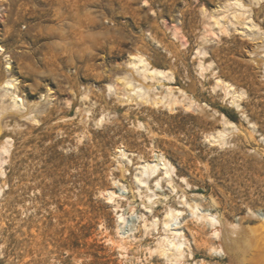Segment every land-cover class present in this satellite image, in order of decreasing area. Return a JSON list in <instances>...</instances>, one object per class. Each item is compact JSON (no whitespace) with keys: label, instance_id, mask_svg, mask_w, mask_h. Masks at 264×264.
<instances>
[{"label":"rangeland","instance_id":"obj_1","mask_svg":"<svg viewBox=\"0 0 264 264\" xmlns=\"http://www.w3.org/2000/svg\"><path fill=\"white\" fill-rule=\"evenodd\" d=\"M217 1L0 0V69L11 56L26 99L51 102L36 119H3L0 144L9 139V154L0 171V264H167L149 252L161 226L146 229L140 216L162 218L169 205L186 212L180 226L189 247L179 264H232L212 248L227 252L232 223L254 228L264 213V53L255 49L254 57L252 41L235 30L206 44L213 51L206 63L244 93L239 108L212 89V69L201 77L200 11ZM255 10L263 36L264 4ZM134 53L170 69V85L198 106L120 102L108 85L121 88L117 75ZM223 120L234 127L214 142ZM120 146L131 162L116 156ZM155 151L175 171L171 184L150 181L157 194L150 212L134 174ZM115 179L124 183L114 187L124 191L116 201L135 227L126 239L104 194ZM183 195L222 224L195 220L178 204Z\"/></svg>","mask_w":264,"mask_h":264},{"label":"bare ground","instance_id":"obj_2","mask_svg":"<svg viewBox=\"0 0 264 264\" xmlns=\"http://www.w3.org/2000/svg\"><path fill=\"white\" fill-rule=\"evenodd\" d=\"M263 4V0H218L211 10L202 7L200 11L199 42L196 51L199 74L204 77L205 72L212 69V76L215 78L212 89L221 88L225 96L231 98L230 103L237 108L240 107L239 99L244 93L237 91L231 82L224 79L219 70L212 67L211 61L206 63L207 55L209 58L213 56V51L208 50L206 44L208 42L212 44V41H215L216 38L221 40L223 35L235 30L240 31L248 40L252 41L251 53L254 57L261 52L264 53V35H261V29L255 21V14L258 12L255 8L261 7ZM3 6L5 4L0 2V7ZM178 31L176 29L173 31V37L176 39H179ZM255 49L260 50V53L258 54ZM4 52L5 49L0 44V56ZM209 52L211 53L210 55ZM11 59V56H5L6 70L2 71L0 69V134H2L3 123H5L3 119L7 115L17 114L22 119L33 120L38 115L45 113L51 103L49 99L46 105H42L41 101L31 103L26 99L24 90L19 86ZM125 68L118 73L116 78V82L120 83L121 88L117 89L115 85H108V89L115 92L120 102L141 101L142 103L145 102L155 106L161 104L169 108H173L178 104H183L189 109L198 106L197 102L188 98L184 90L178 88V91H175L170 85L174 83L175 79L170 69L154 66L143 53L129 54L125 61ZM42 97L43 94L41 93L38 99ZM44 97L49 98L50 95L48 94ZM228 126L234 127L233 123L223 120L222 130L219 131L218 135L211 136L212 141L223 140ZM116 151V156L122 161L131 162L128 157L129 153L123 146L118 147ZM8 154L9 139L6 138L0 144V171L2 173V165L6 162ZM153 155L155 156L153 159L141 160L134 174L137 192L139 195L144 192L143 196L150 205L147 211L150 212L153 201L157 198V194L151 188L150 181H153L156 187H160L163 180L171 184L175 171V167L163 153L155 151ZM121 166L123 165L121 164ZM119 180H113V187H108L104 192L108 201L114 203L115 209L119 211L116 214L118 228L125 220L123 210L120 209V205L116 201V197H119V195L117 190L114 189L117 186L124 187V183ZM181 180L185 182V178H181ZM178 204L180 207L185 206L189 215L195 220L206 221L212 227L222 224L217 214L203 212L198 203H190L185 195L182 196ZM142 205L145 208L148 207L144 202H142ZM185 213L184 210L169 205L162 218L152 216L151 220H147L144 214L140 216L143 221L142 225L146 229H157L158 226H161L162 233L156 238L154 245L149 248V252L150 254L156 253L162 256L167 264H179L186 258V248L189 246L185 233L180 226L181 219ZM252 214L257 217L255 213L252 212ZM230 228V231L227 229L230 234V240L226 239L228 236H224L225 240H229L227 243L228 251L223 252L216 248H212V250L215 253L224 254L231 260L232 264H264V213L259 216L258 225L254 228H247L240 222H233ZM240 231L242 232L239 233ZM212 234L215 237L220 236V232L217 229ZM123 238L121 237V239ZM111 242L120 249L126 248L125 244L120 240L111 239ZM189 254L192 257V253L190 252Z\"/></svg>","mask_w":264,"mask_h":264},{"label":"built area","instance_id":"obj_3","mask_svg":"<svg viewBox=\"0 0 264 264\" xmlns=\"http://www.w3.org/2000/svg\"><path fill=\"white\" fill-rule=\"evenodd\" d=\"M124 191L122 190V188H119L117 189V193L118 195L119 194H122ZM123 214H124V222H122L118 228V233H119V236L121 237H124L125 239L126 238H130V237H133L134 236V230H135V227L133 225V222L128 219L127 220V212L126 211H122ZM182 228V226H181Z\"/></svg>","mask_w":264,"mask_h":264}]
</instances>
